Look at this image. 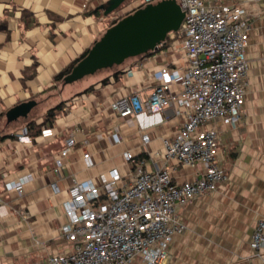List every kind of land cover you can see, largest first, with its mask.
<instances>
[{
    "label": "crops",
    "instance_id": "crops-1",
    "mask_svg": "<svg viewBox=\"0 0 264 264\" xmlns=\"http://www.w3.org/2000/svg\"><path fill=\"white\" fill-rule=\"evenodd\" d=\"M108 1L0 0V136H11L0 140V264H34L72 251L61 226L66 221V191L73 181L97 183L116 169L128 184L138 166L151 172L157 164L176 165L152 156L161 151L162 139L172 138L179 129L171 109L125 119L110 109L124 94L137 92L146 99L159 83L155 74L160 68L184 70V55L173 48L174 40L81 86L51 90L53 77L110 27L97 9ZM245 57L242 118L235 127H219L226 181L177 209L185 230L173 236L167 264H264L250 247L256 225L264 220V15L252 23ZM31 100L36 102L33 114L7 123V111ZM59 103H64L63 110L51 127L29 134L26 124L40 126L46 112ZM23 129L30 144L18 141ZM113 133L119 135L118 144L110 137ZM144 135L150 138L146 144ZM70 138L74 145L56 172L55 158ZM126 151L133 153V162L123 161ZM173 175L177 182L194 177L189 168L175 167ZM20 181L19 191L7 190V184ZM54 183L59 194L50 188Z\"/></svg>",
    "mask_w": 264,
    "mask_h": 264
},
{
    "label": "built area",
    "instance_id": "built-area-1",
    "mask_svg": "<svg viewBox=\"0 0 264 264\" xmlns=\"http://www.w3.org/2000/svg\"><path fill=\"white\" fill-rule=\"evenodd\" d=\"M154 1L126 0L111 18L125 17ZM175 1L185 16L172 46L183 52L184 70L160 68L155 74L159 83L146 99L137 92L124 94L111 102L110 109L120 119L171 109L180 121L179 129L172 138H163L161 151L152 156L176 165L157 164L151 172L138 166L128 184L116 169L100 176L97 183L73 181L66 191V221L61 226L73 249L34 264H167L173 236L185 230L177 209L215 192L226 181L219 127H235L242 118L247 35L253 21L264 15V0H237L230 5H224V0ZM110 137L115 144L120 142L117 133ZM149 140L148 135L142 137L145 144ZM18 141L31 143L25 129ZM73 145L70 138L55 158L56 172ZM122 159L133 162L134 155L126 151ZM83 160L88 161V154ZM175 167L191 169L194 177L175 181ZM21 182L7 184V190L19 191ZM50 188L59 194L56 183ZM250 247L264 263V220L256 225Z\"/></svg>",
    "mask_w": 264,
    "mask_h": 264
},
{
    "label": "water",
    "instance_id": "water-1",
    "mask_svg": "<svg viewBox=\"0 0 264 264\" xmlns=\"http://www.w3.org/2000/svg\"><path fill=\"white\" fill-rule=\"evenodd\" d=\"M126 0H110L97 9L112 14ZM184 12L175 0H161L134 11L109 27L90 48L88 54L64 78L66 85L82 80L102 69L122 65L126 60L156 51L170 33H176ZM35 101L21 103L6 112L7 123L26 119Z\"/></svg>",
    "mask_w": 264,
    "mask_h": 264
},
{
    "label": "trees",
    "instance_id": "trees-1",
    "mask_svg": "<svg viewBox=\"0 0 264 264\" xmlns=\"http://www.w3.org/2000/svg\"><path fill=\"white\" fill-rule=\"evenodd\" d=\"M119 20L111 23L110 24V27L113 26L114 24H116ZM175 35H176V33H174V34L173 33H170L166 37V40H165L164 44L161 45V47H164V46L168 45V43H170L173 40V38H171V37L174 36V38H175ZM88 52H89V50L86 51L85 53H83L79 58L75 59L67 67H65L61 72H59L58 74H56L53 77V87L51 88V90H56V89L59 90V89H62L66 85L64 83V78L67 75L70 74V72L72 71V69L88 54ZM102 83H105V81H103ZM63 106H64V103H59L56 106L50 108L46 112L44 121H43V123L40 126L35 125L33 121L27 123L26 124V128H27L28 133L31 134V135H36V134H39L40 133V128L41 127H47V128L48 127H51V125L53 124V122L56 119V117L63 110ZM9 137H11V136H8V135L0 136V140H4V139L9 138Z\"/></svg>",
    "mask_w": 264,
    "mask_h": 264
},
{
    "label": "rangeland",
    "instance_id": "rangeland-1",
    "mask_svg": "<svg viewBox=\"0 0 264 264\" xmlns=\"http://www.w3.org/2000/svg\"><path fill=\"white\" fill-rule=\"evenodd\" d=\"M159 1H161V0H157V1H154L152 4H156L157 2H159ZM178 1V0H177ZM120 8V7H119ZM118 10V9H117ZM116 10V11H117ZM115 13V11L112 13V14H110V15H108V16H106V23L107 24H111V23H113V22H115V21H117V20H119V19H121V18H123V17H121V18H118V19H115V17H114V19L113 18H111V17H113V14ZM174 34V33H173ZM172 38H174V36H172ZM128 60H130V59H128ZM127 61V60H126ZM109 70V68L108 69H102V70H99V71H97L95 74H93V75H91V76H87V77H85V78H83L82 80H80V81H77V82H75V83H72V84H68L67 86H65L66 88H70L71 86L72 87H75V86H81L82 84H84V82H88L87 80H90L92 77H95V76H101L102 74H104V72H107ZM40 107H38V109H39ZM35 112V110H33L31 113L33 114ZM19 120H21V118L19 119Z\"/></svg>",
    "mask_w": 264,
    "mask_h": 264
}]
</instances>
